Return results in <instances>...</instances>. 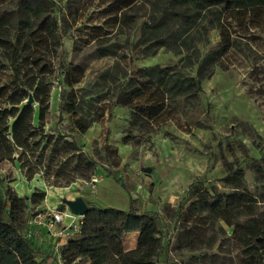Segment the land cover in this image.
Returning <instances> with one entry per match:
<instances>
[{"label":"rangeland","instance_id":"obj_1","mask_svg":"<svg viewBox=\"0 0 264 264\" xmlns=\"http://www.w3.org/2000/svg\"><path fill=\"white\" fill-rule=\"evenodd\" d=\"M12 4L4 0V5ZM53 4L51 17L60 29L62 54L50 76L43 130L57 139H74L94 167L89 179L78 177L66 183L59 171L64 159L55 157L28 181L18 162L2 161L4 186L18 196H29L35 189L46 194L39 205L29 206L24 236L48 263L54 238L45 229L34 233L41 226L32 223L34 219L48 220L52 213L61 212L63 223L56 229L71 232L69 239L75 236L81 218L70 213L62 199L81 196L88 207L124 211L132 199L139 213L150 212L158 223L163 242L159 264H238L231 228L191 204L197 195L206 196L205 192L209 196L215 191L231 192L222 180L240 169L242 188L257 199L250 218L264 226V173H257L256 167H264V7L235 9L221 18L229 48L220 53L219 31L210 23L217 22L215 15L195 17L190 10V25L184 26L176 0H137L119 25L114 24L115 0H53ZM144 23L154 25L144 30ZM0 27L12 36L31 32L12 23L0 22ZM97 31L99 46L110 55L97 57L96 44L88 43L98 36ZM160 38L166 45H158ZM207 56L215 58V63L200 82V92L168 99L171 109L163 110L158 118L135 121L133 113L141 106L116 104L136 70L175 66L176 72L195 77ZM75 63L86 69L70 89L63 72ZM9 76L8 71H0L3 81L8 82ZM69 93L75 97L77 116L89 123L84 133L74 128L70 114L59 111V106L72 103ZM33 124L38 125L36 117ZM146 168L151 172H145ZM93 175L100 180L91 187ZM134 240L129 235L128 245Z\"/></svg>","mask_w":264,"mask_h":264},{"label":"trees","instance_id":"obj_2","mask_svg":"<svg viewBox=\"0 0 264 264\" xmlns=\"http://www.w3.org/2000/svg\"><path fill=\"white\" fill-rule=\"evenodd\" d=\"M176 1L184 26L190 25L187 18L190 10L195 17L215 15L217 22L210 23L219 31L223 44L220 53L229 48L227 27L221 18L235 9L264 7V0ZM115 2L117 18L114 24L119 25L126 11L134 7L137 0ZM12 3L11 6L4 5V0H0V22L16 24L31 32L26 36H12L6 28L0 27V71L10 73L8 82L0 77V163L6 160L18 162L23 176L29 181L42 172L47 160L51 162L57 157L64 159L59 171H62L66 183L78 177L89 179L94 163L81 152L75 140L57 139L43 130L52 88L50 76L59 66L62 54L60 29L51 17L53 0H12ZM150 25L144 23V30L154 24ZM90 41L96 44L97 57L110 55L99 46V35L92 37L88 43ZM157 43L164 46L166 40L160 38ZM211 63H215V58L205 57L195 77L176 72L175 66L153 65L138 69L129 76L128 85L118 95L116 104L125 108L141 106L133 113L135 121L156 119L163 110L171 109L166 104L168 99L200 92V82L207 76ZM85 69L86 66L81 63L69 64L63 72L65 85L72 89L82 79ZM30 95L33 102L27 104ZM68 97L72 103L59 106V111L70 114L74 128L78 133H84L89 123L77 116L74 95L69 93ZM35 117L37 126L33 124ZM261 160L264 161V155ZM256 167L257 173H264V167ZM242 180V170H234L222 180L225 186L232 188L231 192L215 191L211 196L205 192L206 196L197 195L191 205L206 210L208 217L221 220L231 228L233 244L238 251V264H264V226L250 218L257 199L242 188ZM45 196V191L39 189L29 196H18L0 179V264H56L51 249V260L47 263L40 249L22 232L28 223L29 206L39 205ZM85 203L88 205L87 201ZM78 227L77 237L67 239L60 247L65 264H159L163 242L158 223L150 212L139 213L132 199L126 211L89 207L79 220ZM133 232L137 234L135 247L127 249L125 235Z\"/></svg>","mask_w":264,"mask_h":264},{"label":"built area","instance_id":"obj_3","mask_svg":"<svg viewBox=\"0 0 264 264\" xmlns=\"http://www.w3.org/2000/svg\"><path fill=\"white\" fill-rule=\"evenodd\" d=\"M100 180V177L97 175H93L90 179L91 187H94L96 183ZM63 214L61 212H55L50 215L48 220L44 219L42 216H38L36 219L32 221L37 225H46L47 230L53 236L54 244L51 247V250L56 257V264H65L60 255V247L63 245V242L67 239V237L71 234V232L66 231L65 229L58 230L56 229L59 224L63 221Z\"/></svg>","mask_w":264,"mask_h":264},{"label":"water","instance_id":"obj_4","mask_svg":"<svg viewBox=\"0 0 264 264\" xmlns=\"http://www.w3.org/2000/svg\"><path fill=\"white\" fill-rule=\"evenodd\" d=\"M32 102L33 99L30 95L27 100V104H31ZM144 171L150 173L151 169L146 168ZM61 201L64 203V205H66L70 213L80 218H82L89 209L88 205L81 196H77L74 199H62Z\"/></svg>","mask_w":264,"mask_h":264},{"label":"crops","instance_id":"obj_5","mask_svg":"<svg viewBox=\"0 0 264 264\" xmlns=\"http://www.w3.org/2000/svg\"><path fill=\"white\" fill-rule=\"evenodd\" d=\"M83 198V197H82ZM84 201H85V199H84ZM43 207H44V204H43ZM42 209H44V208H42ZM62 223H63V221H62ZM63 225V224H62ZM40 229H45L46 231H47V227H46V225H41V226H37V227H35V229H34V233H40ZM78 230H79V227L77 226L76 227V232H74L75 233V236L74 237H72V238H76L77 237V234H78ZM134 235L135 236V240H134V242H133V244L132 245H128V242H127V239H128V237H129V235ZM136 233H127L126 235H125V247L127 248V249H133L134 247H135V243H136ZM46 239H47V241H51L52 240V237H48V236H46ZM53 241V240H52ZM66 242V241H65ZM65 242H63V244L65 243ZM53 243V242H52ZM47 244V243H46ZM52 247V246H51ZM50 261V260H49Z\"/></svg>","mask_w":264,"mask_h":264},{"label":"bare ground","instance_id":"obj_6","mask_svg":"<svg viewBox=\"0 0 264 264\" xmlns=\"http://www.w3.org/2000/svg\"><path fill=\"white\" fill-rule=\"evenodd\" d=\"M73 218V217H72Z\"/></svg>","mask_w":264,"mask_h":264}]
</instances>
